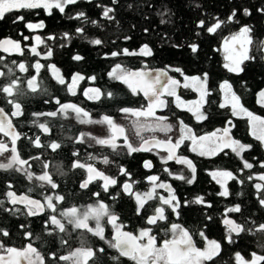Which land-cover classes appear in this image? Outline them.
Wrapping results in <instances>:
<instances>
[{
  "label": "trees",
  "instance_id": "trees-1",
  "mask_svg": "<svg viewBox=\"0 0 264 264\" xmlns=\"http://www.w3.org/2000/svg\"><path fill=\"white\" fill-rule=\"evenodd\" d=\"M258 2L259 0H119V6L116 7L111 3V0H92V3H88L87 0H81L78 5L66 8L65 14H61L56 9H53L51 15H48L45 10L14 11L0 20V39L12 36L22 43V47L30 49L35 46V37L39 35L44 41V43L37 46L41 56L36 57L27 52L25 57H21L15 53L9 54L2 51H0V56H3L6 62L15 59L34 63L39 59L46 67L41 70L38 79L42 81V88H47L48 93L52 97H59L62 102H72L83 107L86 111H89L92 119H100L104 114H109L117 123L125 120L124 114L118 111L119 108L140 107L145 103V99L142 94L133 96L126 85L108 77V72L116 64H120L130 70L145 66L164 68L172 66L180 67L187 75H201L203 77V74L207 73L208 85L212 93L211 97L207 99L214 101L211 104L204 105V109L211 113L209 120L197 122L186 108H176L172 99H168L171 110L164 109L162 113L164 112V115L169 116V121L176 122L177 125V118L184 120L185 124L199 133L222 128L226 126L225 120L231 119L234 125V127L230 126L233 136L242 143L251 144L252 148L243 152L241 156H237L228 149L225 151L228 155L220 154L213 158L199 157L190 151L188 153L189 158L193 160L197 167L196 178L190 185L176 178L178 176L176 174L182 172L190 178L191 174L186 166L172 162L169 166L171 170L168 172L173 176L181 204L183 205L185 200L193 201L197 197H203L204 202L182 206L179 210V217L171 214L170 210L166 214L169 215L170 222L179 223L192 232L203 230L208 238L221 242L223 247L221 255L223 260L227 261L237 251L241 252L243 256L251 255L254 251H258L261 243H264V235L256 232L255 235L251 233L241 234L239 237H235L236 244H228L225 240L227 229L223 223L227 209L236 204L241 205L244 217L249 218V220H256L257 223L264 222V207H261L258 203L253 186L260 181L247 179L250 173L254 177L257 174H264V168L260 167V163L264 162V144H261L260 141L250 134L246 118L231 117L230 111L219 109L218 106L222 103L223 92L219 90L218 86L225 80L229 81L234 91L242 97L241 102L244 106L255 114L264 117V107H261L258 103L259 91L264 88V49L259 48V43L264 41V16L253 9L251 16H243L241 19V24H248L254 27L252 34L254 44L250 55H255L256 59L246 61L245 65H243L244 71L239 74L231 73L224 68L225 61L220 43L228 34L238 30L240 25L228 23L217 30L215 34H210L206 30L197 28L196 24L199 19H205L206 25L213 23L217 17L221 20H226L233 7L238 4L256 5ZM196 3H199L201 7L195 8L194 5ZM97 4L116 7L115 20L104 19L102 7H98ZM128 4H132L133 7L129 9L127 7ZM148 4H152L153 7H148ZM165 6L169 10L165 19L169 20V22L161 25V18L157 13L164 11ZM80 11L85 12L89 20L97 21L100 26L97 27L91 23L84 24L77 19H69V16H75ZM19 15H23L25 21L33 23L43 20L46 27L30 31L25 28L24 21L13 23ZM80 26L85 27L86 37H81L75 32V29ZM146 28L149 29L147 33L144 31ZM65 32H68L71 38H65ZM197 32L200 34L197 35ZM20 33L29 36V40L24 41ZM49 37H55V39H48ZM125 37H131V39H125ZM97 38L104 41L103 45L96 46L89 43L90 40ZM145 43L152 48L153 56L120 55L111 57L108 55L112 51H119L124 48L132 52H138L139 48ZM189 43L198 44L197 53L191 52L188 47ZM49 47L53 50V56L45 59L44 56ZM76 54L81 55L83 59L75 61L73 56ZM51 64H54L59 69L66 83H71V77L76 73L85 77L84 80L78 81L77 95L75 97L66 91L65 86L57 83L50 68L47 67V65ZM31 74H35L34 70H31ZM175 74L179 75L178 73ZM19 75L25 77L28 74ZM93 76L96 77L94 81L90 79ZM93 87H99L102 92H113L115 94L114 98L104 99L103 102L88 100L83 95V91ZM45 99H49V96L43 94L27 96L24 101L25 115L13 118L15 127L17 131L25 133L29 137L41 135L42 142L45 144L55 140L62 144V148L56 152H52L51 149H36L23 138L17 142V148L23 159L39 155L42 160L47 161L49 164L47 171L58 183L59 188L57 190H50V188L41 189L38 186L39 182H30L20 173L6 172L0 169V198H3L6 184L12 182L15 185L14 190L27 192L28 188L31 187L33 192L30 194L42 199L44 194H52L53 192L65 195L66 199L59 204V209H66L72 206L81 209L86 208L88 204H95L98 198L94 197L92 193L101 192L99 199L108 205L110 210H114L127 227L137 230L144 221L136 214L138 205L136 204L135 196L124 193L121 183L124 180H129L134 190H145L149 183L147 177L157 170V163L153 164L150 169L144 168L143 163L151 160L154 162L155 153L141 152L132 156H115L111 149L101 146L91 139V137H96L93 133L100 124H81L76 119L75 113L70 110L67 117L61 115L55 118L41 117V121H47L50 125V133L43 134L32 125L33 117L31 113L56 110L57 105L54 102L45 104ZM0 105L10 111V106H6L2 101H0ZM173 112L176 113L175 116L172 115ZM80 133H87L88 136L85 137L84 143H75L74 140L79 137ZM73 151H79L81 162L95 163L100 170L109 172L110 175L118 178V184L109 189L111 195L103 193L102 181H94L89 185V189H80L79 184L86 177V170L72 168L71 165L75 159L71 155ZM89 154L97 159L95 161H87ZM105 156H108L114 162L104 165L100 161ZM244 160L252 163L254 165L253 169L240 171ZM29 162L32 164L31 170L36 175H40L42 173L41 161L30 160ZM117 164L128 169L131 175L129 177L119 176ZM220 169L231 170L234 175L238 174L245 180L243 184L238 181H228L227 187L230 192L228 197L218 195L221 191L220 185L216 183L211 175L212 171ZM117 193H119V196L113 201L111 197L116 196ZM158 197L157 194L153 200L148 201L145 209L141 210V215H144L145 212L147 214L151 213V208L148 205H157L156 198ZM209 204H211V207L208 206ZM6 214L5 212H0V227H6L10 232V237L15 238L16 242L22 244L24 232L30 230L33 233L36 248L43 254L46 255L53 250L64 254L68 250L67 247L62 248L60 246L59 236L53 240L44 230L43 221L46 216L27 217L24 215L14 216L11 213V215ZM230 214L233 215L235 220L242 219L240 213ZM208 216H211L212 219L208 220L206 218ZM21 223H24L28 228H20ZM81 235L89 238V233H84L83 230H76L72 232L71 245L77 244ZM36 237H40V239ZM195 237L200 238L199 235H195ZM13 238L4 239L10 245L14 244V242L10 241ZM107 238L111 239L109 233ZM93 243L95 244V241ZM105 247L108 253L105 256L106 264H115L109 257L117 255L116 251L108 246ZM259 252L264 254V249ZM46 263L51 264L47 256ZM120 264H135V262H131V260L128 262L123 261L121 257ZM230 264H234V261H231Z\"/></svg>",
  "mask_w": 264,
  "mask_h": 264
},
{
  "label": "snow or ice",
  "instance_id": "snow-or-ice-1",
  "mask_svg": "<svg viewBox=\"0 0 264 264\" xmlns=\"http://www.w3.org/2000/svg\"><path fill=\"white\" fill-rule=\"evenodd\" d=\"M81 0H0V20L4 19L7 14L12 12H19L21 10H45L48 15H51L53 9L58 10L61 14H65L66 8L69 6L78 5ZM88 3H92V0H87ZM111 3L116 7L119 6V0H111ZM98 7H102V16L104 19L112 21L115 20L116 7L103 6L97 4ZM127 7L131 9L132 4H128ZM148 7H153L152 4H148ZM195 8H200L201 5L196 3ZM255 12L264 16V0H259L256 5H245L243 3L233 7L226 20H221L219 17L215 18L214 22L210 25H206L205 19H199L196 27L201 30H206L207 33L215 34L217 30L221 29L223 25L233 23L240 25L239 30L231 35L228 39L224 40L225 45V63L226 68L231 73L239 74L244 71L243 65L246 61L255 60V55H250L251 46L254 44L253 32L254 27L248 24H241L243 16H251ZM169 10L165 6V10L158 12L160 16V24L164 25L169 22L165 19ZM69 19L81 20L84 24L91 23L94 26L99 27L97 21L89 20L87 14L83 11L76 13L75 16H69ZM18 21H24V26L30 31L37 29H44L46 27L43 20L38 23L25 21L23 15H19L15 18L13 23ZM119 23V21H117ZM146 33L149 29L144 30ZM75 32L81 37H86L85 27L80 26L75 29ZM200 33L197 32V35ZM24 41L29 40V36L20 33ZM65 38H71L68 32L64 33ZM48 39H55V37H49ZM125 39H131V37H125ZM231 41V44H230ZM44 43L39 35L35 37V46L30 49L22 47L20 41L5 38L0 39V51L9 54H18L21 57H25L27 52H30L36 57H40L41 53L38 51L40 44ZM90 44L101 46L104 41L101 39H93L89 41ZM63 46V45H62ZM179 46V45H177ZM238 46V47H237ZM188 47L192 53L198 52V44L189 43ZM259 48L264 49V41L259 43ZM111 57H117L120 55H138L142 57L153 56V50L149 44H143L138 52H132L127 48L119 51H112ZM53 56V50L49 47L44 58H50ZM75 61H81L83 57L79 54L73 56ZM46 65L42 64L39 59L34 63H28L25 60H11L6 62L3 56H0V101L6 106H10L9 112H6L5 107H0V133L4 137L9 138V143L0 139V157L5 156V153L10 151L11 155L5 157L6 162H0V169L4 171H11L14 173L22 174L28 181L39 182V188L50 190H57L59 188L58 183L55 182L53 176L47 171L49 164L47 161L42 160L41 156H30L29 159H23L17 148V142L22 138L27 140L36 149H51L52 152L62 148V144L52 140L45 144L42 142L41 135H34L33 137L27 136L25 133L17 131L10 117H21L25 115V98L29 95L43 94L48 95L49 99H45L44 103H55L57 105L56 110L46 112H32L33 117L31 123L34 127L38 128L43 134L50 133V125L47 121H41V117L55 118L58 115L67 117L69 110L75 113L76 119L81 124H100L106 125L110 130V134L107 138L97 139L91 137L97 144L106 146L111 149V152L115 156L121 155L132 156L135 153L152 152L157 146L163 147L167 153L166 157L161 159L167 163V161H175L177 164L185 165L190 172V178L185 176L184 173H180L176 178L192 184L195 180V174L197 172L196 164L193 160L187 158L178 150L182 146H186L192 153L197 154L199 157L213 158L220 154L228 155L225 152L226 149H230L232 153L237 156H241L246 150L252 148L251 144L242 143L239 139H235L230 135V126L234 127L231 119L225 120L223 128H217L210 133L199 134L194 132L184 120L178 119L179 135L178 138L173 140L168 134L173 132V124L169 122V116L157 115L158 110L169 109L171 110L170 102L166 97L174 98L176 108H186L190 112L197 122L207 121L211 117V113L204 109L205 104H211L214 101H210L207 98L211 97L212 93L208 85V74L204 73L203 78L200 75L189 76L185 74L184 70L180 67L166 66L163 69H150L145 66L139 70H130L122 67L120 64H116L111 71L108 72V77L114 81L127 86L133 96L143 95L147 101L146 106L140 107H121L118 111L124 114L125 120H131V128L134 129V136L138 137L139 142L134 143L129 139L132 134L127 131L126 128L118 124L111 115L104 114L100 119H92L89 111H86L83 107L78 106L72 102H62L59 97H52L47 88H42V81L38 79L41 70ZM50 68L53 77L57 83L65 86L66 91L73 97L77 95L78 81L84 80L85 77L79 73L72 75L71 83H66L65 78L60 75L59 69L54 65H47ZM31 70H34L35 74H31ZM170 72L178 73L183 77V83L174 76L170 75ZM19 74H28L25 77H21ZM91 80H95L96 77H91ZM219 90L224 94V102L219 104V109H225L230 111L231 117L246 118L250 134L261 144H264V117L255 114L250 111L241 102L242 97L233 90L232 84L225 80L219 84ZM189 89L199 93V99L185 103L178 95V89ZM83 95L91 101L103 102L104 99L114 98V93L111 91L102 92L99 87L88 88L83 91ZM258 103L261 107H264V90L259 92ZM204 109V110H202ZM176 115L175 112L172 113ZM144 132L151 133H164L165 139H158L155 135L145 137ZM87 133H80L79 137L74 140L75 143H84ZM122 138L123 143H118V140ZM186 142H188L186 144ZM75 159L72 162L73 169L86 170V178L82 179L79 184L80 189H89V185L94 181H102L103 193H109V189L112 186L118 184V178L105 174L104 171L98 170L93 163L81 162L79 151H73L71 153ZM97 158L91 154L87 156V161H95ZM41 161L42 173L36 175L31 169L32 164L29 161ZM104 165H109L114 161L110 160L108 156L103 157L100 161ZM27 166V167H25ZM143 167L150 169L153 167L151 161H145ZM254 165L247 160H244L242 168L251 170ZM260 167L264 168V162L260 163ZM118 175L129 177L131 174L120 164H117ZM167 172V169H164ZM63 175V173H61ZM171 175V173H169ZM212 178L217 184L221 185L222 191L218 193L221 197H228L230 192L228 190V181H238L240 184L245 182L244 178L238 174L233 173L231 170H218L211 173ZM248 180L256 179L260 182H264V174H257L255 177L250 173L247 176ZM147 180L153 185V191L156 188L165 189L168 192L167 197H158L157 206H151V213L141 215V210L145 209V205L148 201L154 199L153 193L148 192L141 194L139 192H132V184L124 182L122 185V191L129 195L135 196L137 208V215L144 221L141 226L138 235L133 234L130 231H124L126 225L122 222L119 215L110 210L109 206L102 202L99 198L101 192H93L92 195L97 197L95 204H88L86 208L80 209L76 206L68 207L66 209H59V204L65 201V195L53 192L52 194H44L43 200L32 198L29 194L33 192V188H28L27 193L17 194L14 190L15 185L12 182H8L5 186V192L3 198H0V212H9L12 215H24L27 217H38L41 215L46 216L43 221L44 230L48 236L53 240L59 236V243L62 248L67 247L71 250L67 254H60L58 251H50L46 255L42 254L40 250L33 246L29 242L26 247L17 248L14 246H8L7 241L4 238L10 237V232L6 227H0V264H46V256L50 259L51 264H106L105 256L106 249L104 247H94L89 244V241L85 235H81L79 239V247L71 248L72 232L76 230H84L86 233L91 234L92 237L98 238L103 241L111 249H114L117 255L109 257L115 264H120L121 257H127L135 262V264H230L234 261V264H264V254H258L256 252L251 253V259L248 260L241 254V252H235L230 260H223L221 255L223 251L222 243L215 239L208 240L205 232L199 230L198 232H192L189 229L181 226L179 223L170 222L169 215L166 214V209H170L171 214L179 217L180 209L182 206H189L192 203L201 204L204 202L203 197H197L193 201L185 200L183 205L181 204L174 189L168 183H157L160 177L157 175H149ZM255 183L253 186L256 191L258 203L261 207H264V183ZM109 195H111L109 193ZM119 196H112V200L115 201ZM6 204H10L12 207H6ZM23 207H20V206ZM211 207V204L208 205ZM59 209V210H58ZM227 213H240L242 219L235 220L231 218H225L223 223L226 226L225 240L228 244H236V238L241 234L251 233L253 235L256 232H260L264 235V222L257 223L256 220H249V218L243 216V211L240 204H236L233 207L227 209ZM106 218V224L110 225L113 230L111 239L105 236V224L102 223ZM211 220L212 217H206ZM90 221H94V227L89 225ZM167 224V227H161V223ZM20 228L27 229L24 223L20 224ZM154 228L163 231L165 238L158 243V237L154 234ZM71 229V231H70ZM63 234V235H60ZM24 235L29 241L33 238V233L30 230H26ZM199 235L201 239L206 240V246L201 249L194 243V236ZM40 239V237H36ZM261 249H264V243L260 245Z\"/></svg>",
  "mask_w": 264,
  "mask_h": 264
},
{
  "label": "flooded vegetation",
  "instance_id": "flooded-vegetation-1",
  "mask_svg": "<svg viewBox=\"0 0 264 264\" xmlns=\"http://www.w3.org/2000/svg\"><path fill=\"white\" fill-rule=\"evenodd\" d=\"M172 73V72H171ZM173 74V76L175 77V78H177V79H179L180 81H181V83H183V77H181L180 75H177V74H175V73H172ZM178 91V93L180 94V95H182L181 97H183L184 99H197L198 97H197V95H196V93H195V91H193L191 88H189V89H185L184 91H183V88H180V89H178L177 90ZM144 98V97H143ZM145 99V98H144ZM166 99H174V98H171V97H166ZM146 103H147V101L145 100V103L144 104H142V106H146ZM158 137V136H157ZM160 138H163V139H165V136H159ZM173 138V137H172ZM0 139H3V140H5V142L6 143H9V149H10V142H9V138H7V137H4L3 136V134L2 133H0ZM174 139V138H173ZM118 143H123V139L122 138H120L119 140H118ZM188 142H186V144H187ZM228 150V149H227ZM226 151V150H225ZM152 153H155V157H154V162H153V160H151L152 161V164H156L157 163V170L155 171V173H154V175H157V176H159L160 177V182H162V181H164L163 183H167L168 181H171V183H172V185H173V189H174V191H175V193H176V195L178 196V194H177V192H176V185H175V183H174V181H173V176H172V174L171 175H169V173L170 172H168L169 170H171V168H169V166H170V164L172 163V162H175V161H167V163H165L162 159H161V157L163 156V157H166V155H167V153L164 151V149H161L160 147H155L154 149H153V151H152ZM178 153H181V154H183L184 156H186L187 158H189V154L188 153H190V150H188V148L186 147V146H182L181 147V149L180 150H178ZM190 159V158H189ZM164 169H167V172H165L164 171ZM212 173V172H211ZM151 175H152V173H151ZM86 178V177H85ZM22 192V191H21ZM166 190L165 189H161V188H159L158 189V196L159 197H161V196H164L163 194H166ZM17 193H20L19 191H17ZM179 198V197H178ZM180 200V199H179ZM181 201V200H180ZM153 206H157V205H153ZM6 207H8V208H11L12 206L10 205V204H7L6 205ZM20 207H23L22 205L20 206ZM148 207L149 208H151V205H148ZM168 210H170V209H166V212L168 211ZM5 213H7L8 215H11L9 212H5ZM6 214V215H7ZM150 214H152V213H150ZM149 214V215H150ZM226 216V215H225ZM225 219V218H224ZM223 219V220H224ZM103 223L106 225V227H105V236H106V238H107V236H108V233L111 235V237H112V235H113V230H112V228H108V226L109 225H107L106 224V218H105V220L103 221ZM124 224H125V222H123ZM126 225V224H125ZM143 224H140V226L138 227V229L137 230H134V229H132V228H129V227H125V228H128V229H131V230H133L135 233H136V235H138V233H139V230H140V228H141V226H142ZM167 224H165V223H161V227L163 228V227H167L166 226ZM154 234H156L157 235V237H158V243L160 242V241H162L163 239H165V238H170V236L169 237H164V234H163V231H161V230H159V229H156V228H154ZM9 238H13V237H9ZM208 238V237H207ZM88 239V241L90 242L91 241V246H94V247H104L105 249H106V247L105 246H107L103 241H100L98 238H96V237H92L91 236V234H89V238H87ZM211 238H208V240H210ZM10 241H12V242H14V244H10V245H8V246H14V247H17V248H23V247H26V245L29 243V242H31L32 244H33V246L34 247H36L35 246V244H34V236H33V238H32V240L31 241H29V239H27L26 237H25V235L23 234V237H22V244L20 243V242H16V240H15V238H13V240H10ZM93 241H95V244L93 245ZM194 242H195V244H196V246L198 247V248H201V249H203L204 248V246H205V243L207 242L206 240H203V239H201V237L200 238H197V237H195L194 236ZM67 252H68V250L64 253V254H67ZM43 254V253H42ZM106 254H108L107 252H106ZM258 254H261V253H258ZM50 260V259H49ZM122 260L123 261H126V262H128V261H130V259H128L127 257H122ZM131 262H134V261H132L131 260ZM47 264V263H46ZM61 264H63V262H61Z\"/></svg>",
  "mask_w": 264,
  "mask_h": 264
},
{
  "label": "rangeland",
  "instance_id": "rangeland-1",
  "mask_svg": "<svg viewBox=\"0 0 264 264\" xmlns=\"http://www.w3.org/2000/svg\"><path fill=\"white\" fill-rule=\"evenodd\" d=\"M239 30V29H238ZM238 30H236V31H234V32H232V33H230V34H228L226 37H224L222 40H221V43H220V46H221V51H222V54H223V56H224V58H225V55L227 54L226 52H225V45H224V40L225 39H228L231 35H233V34H235ZM22 44V43H21ZM230 44H231V41H230ZM238 47V46H237ZM251 52H252V46H251ZM251 52H250V54H251ZM224 61H225V59H224ZM226 62V61H225ZM60 75H61V73H60ZM189 76H192V75H189ZM201 76V75H200ZM202 77V76H201ZM203 78V77H202ZM185 89H183V91H184ZM234 90V89H233ZM262 90H264V88L262 89ZM261 91V90H260ZM259 91V92H260ZM196 93V95H197V99H184L183 97H181V99L183 100V101H185V103L187 104V102H190V101H195V100H198L199 99V93H197V92H195ZM178 95H180L179 93H178ZM180 96H182V95H180ZM258 99H260V97H259V94H258ZM172 100H174V99H172ZM224 102V94H223V99H222V103ZM183 108V107H182ZM203 110V109H202ZM164 113V112H163ZM162 113V111L160 112V110H158L157 111V115H164ZM170 123H172L173 124V132H171V133H169L168 135L169 136H171V137H173L174 139L173 140H175L176 138H178V135H179V128L177 127V124H176V122H172V121H169ZM118 124H120V125H122V126H124L125 128H126V130L127 131H129V132H131L132 134L129 136V139L131 140V141H133L134 143H138L139 142V139H138V137H135L134 136V129H132L131 128V120L129 119V120H123V121H121V122H119ZM191 128V127H190ZM223 128V127H222ZM193 129V128H192ZM215 129H217V128H215ZM215 129H213V130H215ZM213 130H210V131H208V132H204V133H199V132H197V133H199V134H205V133H210L211 131H213ZM194 132H196L195 130H193ZM94 136H96V138L97 139H100V138H107L108 137V135L110 134V130L107 128V126L106 125H99L95 130H94ZM230 134H231V136L233 137V138H235V139H237L235 136H233V134H232V132H231V130H230ZM143 135L145 136V137H149V136H153V135H155L156 137L158 136H165V134L164 133H160V132H157V133H151V132H144L143 133ZM10 147H11V145H10ZM11 155V153H10V151L8 152V153H5V156H3V157H0V162H6V159H5V157H9ZM94 166L98 169V170H100L99 168H98V166H97V164H95L94 163ZM220 170H223V169H220ZM225 170V169H224ZM100 171H102V170H100ZM214 171H218V170H214ZM105 172V171H104ZM213 172V171H212ZM154 173L155 172H153L152 173V175H154ZM105 174H107V175H110L109 174V172L107 173V172H105ZM174 174V173H173ZM176 175H179L178 173L176 174ZM110 176H112V175H110ZM113 177H116V176H113ZM124 182H128V183H130V184H132L129 180H124L122 183H121V188H122V185H123V183ZM162 182H164V181H162ZM157 183H161L160 181H157ZM227 186V185H226ZM220 188H221V191L223 190V188L221 187V185H220ZM158 189L159 188H156L155 189V191H153V185L149 182L148 183V187L145 189V190H143V191H136V190H134L133 189V187H132V192L133 193H136V192H139V193H141V194H144V193H148V192H152L153 193V197L155 196V195H157V193H158ZM164 196L163 197H167L168 196V192H166V194H163ZM81 209H83V208H81ZM228 217H233V215H231L230 213H226V216H225V218H228ZM235 219V218H234ZM102 223H103V221H102ZM94 224H95V222L94 221H90L89 222V225L91 226V227H94ZM105 227H106V225H105ZM108 228H111V226L109 225L108 226ZM84 231V230H83ZM84 233H85V231H84ZM210 240H212V239H210ZM75 243V242H74ZM90 245H91V243H89ZM94 244V243H93ZM206 244H207V242L205 243V246H206ZM80 245H79V242L76 244H73V245H71V248L72 249H74V248H76V247H79ZM204 246V247H205ZM69 250H71V249H69L68 248V251ZM261 250V248H258V251H254V252H256V253H260L259 251ZM245 258L246 259H248V260H250L251 259V255H247V256H245Z\"/></svg>",
  "mask_w": 264,
  "mask_h": 264
},
{
  "label": "water",
  "instance_id": "water-1",
  "mask_svg": "<svg viewBox=\"0 0 264 264\" xmlns=\"http://www.w3.org/2000/svg\"><path fill=\"white\" fill-rule=\"evenodd\" d=\"M5 38H11V39H15V40H17L15 37H12V36H6V37H4V38H2V39H5ZM142 68H144V67H136V68H133V69H131V70L135 71V70H139V69H142ZM148 68H150V69H163L164 67H156V66H152V67H148ZM169 74L173 76V74H172L171 72H170ZM0 107H3V106L0 105ZM5 110H6V112H9V115H10V111H8L6 108H5ZM10 119H12L13 124H14V126H15V123H14V119H13V117H10ZM230 135H231V134H230ZM157 138H158V139H163V138H160V137H157ZM157 147H160L161 149H163V147H161V146H157ZM226 150H227V149H226ZM167 183L170 184L171 187L173 188V185H172L171 181H168ZM21 193H27V192H20V193H17V194L19 195V194H21ZM29 195H30L32 198L40 199V200L42 201V203H44V200H43L42 198L37 197V196H33V195H31V194H29ZM228 218L234 219V217H228ZM123 230H124V231H130V232H132L133 234H136L133 230L128 229V228H124ZM194 243H195V242H194Z\"/></svg>",
  "mask_w": 264,
  "mask_h": 264
}]
</instances>
